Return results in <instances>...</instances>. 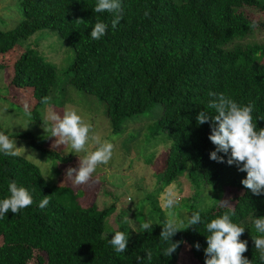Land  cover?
I'll return each instance as SVG.
<instances>
[{
	"label": "trees",
	"instance_id": "1",
	"mask_svg": "<svg viewBox=\"0 0 264 264\" xmlns=\"http://www.w3.org/2000/svg\"><path fill=\"white\" fill-rule=\"evenodd\" d=\"M97 2L18 0L21 19L0 29V69L7 67L6 56L14 57L7 83L9 100L22 108L27 100L31 117L41 120L38 109L56 84V67L19 42L39 29L54 28L74 51L63 84L104 102L114 133L128 118L160 103L162 112L155 126L170 141L160 179L165 184L175 181L186 163L188 176L199 172L205 184L236 189L231 219L245 228L240 237L247 241L243 256L251 264H264L252 239L264 235L254 228V220L264 216V194L255 195L242 184L247 173L239 170L242 165L227 163L230 151L218 153L224 162L210 159L216 148L209 139L210 122H196L203 109L214 114L207 109L213 99L209 93L222 92L241 105L254 104L253 122L257 121V130L264 128V43L245 40L264 26L246 9L264 13V0H121L123 18L115 29L113 13L93 11ZM97 20L107 23L108 29L94 40L90 33ZM0 131H4L1 126ZM11 136L27 138L34 146L28 132ZM12 181L29 190L33 203L0 219V264H28L33 259L34 264H138L137 256L144 257L143 264H178L183 252L188 253L189 264H205L206 225L229 211L215 203L200 212L199 225L172 237L180 243L170 257L163 253L171 242L159 237L164 223L156 222L150 223L152 229L132 232L128 249L117 253L109 241L116 231L127 234V228L104 234L106 216L117 207L115 203L103 209L95 201L70 207L57 196L60 182L47 180L38 165L22 155L0 153V199L10 195ZM45 195L50 203L41 209Z\"/></svg>",
	"mask_w": 264,
	"mask_h": 264
},
{
	"label": "rangeland",
	"instance_id": "2",
	"mask_svg": "<svg viewBox=\"0 0 264 264\" xmlns=\"http://www.w3.org/2000/svg\"><path fill=\"white\" fill-rule=\"evenodd\" d=\"M17 4L18 0H0V29L10 28L21 19ZM246 11L254 19L264 22V13L252 8ZM247 37L245 40L248 42L264 43V26ZM19 43L23 47L36 49L53 63L57 80L49 94V103L38 109L41 120L29 118L23 108L17 106V102L8 98L7 83L14 57L6 56L7 67L0 69V126L7 134L25 131L32 135L34 146L27 138H11L16 139L21 155L38 165L47 180L51 183L60 182L57 196L68 206L77 208L95 201L98 208L103 209L111 203L116 204L114 211L106 216L104 234L123 226L130 237L143 223H164L170 212L184 225L192 213L206 211L215 203L221 204V200H229L230 205L234 203V196L239 194L236 189L225 187L219 190L216 184H205L199 172L188 176L189 164L186 163L184 173L175 181L165 184L160 179L159 169L170 146L166 134L155 126L162 112L160 103L128 118L121 131L114 133L105 114L104 102L69 83L63 84L68 75L67 67L74 56L69 42L63 41L54 28L46 27ZM49 108L61 116L68 108L78 109L83 118L93 125L95 134L115 146L109 162L98 165L86 184L76 185L74 178L66 175L69 167H79L78 155L83 158L86 152L78 155L70 153V146L57 145L56 137L45 131V128L50 127V122L44 119ZM94 149L95 145L90 141L87 151ZM170 189L177 193L179 202L174 208L167 209L164 201ZM121 209L125 210L123 214H120ZM189 259L188 253L183 252L178 264H189ZM34 261L28 264H34Z\"/></svg>",
	"mask_w": 264,
	"mask_h": 264
},
{
	"label": "clouds",
	"instance_id": "3",
	"mask_svg": "<svg viewBox=\"0 0 264 264\" xmlns=\"http://www.w3.org/2000/svg\"><path fill=\"white\" fill-rule=\"evenodd\" d=\"M93 11L113 13L114 18L111 21L113 29L123 18L121 0H98ZM107 29V23L97 20L92 26L90 38L101 39ZM209 95L213 99L207 104V109L214 110V114L203 109L197 114L196 122L197 125L210 122L209 139L216 146L215 150L210 153V159L224 162V156H218V153L227 154L230 151L227 163L231 165L235 162L237 165H242L239 170L247 173L242 184L255 195L264 194V128L257 130V121L253 122L254 104L241 105L222 92H210ZM49 100V97H44L41 103L47 105ZM23 108L24 113L31 118L27 100ZM44 119L50 122V127L45 128V131L50 133V136L56 137L57 145L70 146V153L76 155L86 152L83 158L78 155V168L69 167L66 171L68 177L74 178L76 185L86 184L92 178L98 165H106L111 159L114 144L108 140H101V137L95 134L93 125L83 118L78 109L68 108L61 116L49 108L45 112ZM90 141L94 143L95 149L89 152L87 145ZM19 148L16 145V139L11 138V133L6 134L5 131H0V153L5 156H20ZM9 193L10 195L6 198L0 199V219L9 211L17 214L33 203L29 190L24 186H18L16 181L10 182ZM178 202L179 196L170 189L166 194L164 206L172 209ZM49 203V195H45L39 207L44 209ZM221 204L229 207V211L212 219L206 225L209 234L206 235L207 247L204 249L205 264H251V260L243 256V253L247 251V241L240 239L245 228L232 221L231 217L234 213L231 211L229 200H221ZM200 223V212L191 214L186 228L182 227L183 221L178 220L174 213H168L159 237L162 242L171 243L163 254L170 257L176 251L180 242H173L172 237L178 231ZM254 225L258 233L264 234V216L257 217ZM141 227L143 230H149L153 225L146 222ZM252 239L255 249L259 251L260 260L264 262V235L252 237ZM109 243L117 253H123L128 249L129 235L123 231H116ZM195 246L197 249L200 247L199 243ZM152 255V251L149 250L147 252L149 261ZM136 260L138 264H143L144 257L137 256Z\"/></svg>",
	"mask_w": 264,
	"mask_h": 264
}]
</instances>
